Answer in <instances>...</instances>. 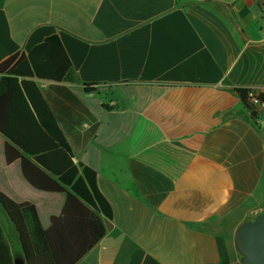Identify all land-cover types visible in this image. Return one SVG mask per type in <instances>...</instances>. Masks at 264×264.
<instances>
[{"label":"crops","instance_id":"obj_1","mask_svg":"<svg viewBox=\"0 0 264 264\" xmlns=\"http://www.w3.org/2000/svg\"><path fill=\"white\" fill-rule=\"evenodd\" d=\"M41 26L56 29L79 81L36 83L113 210L77 264H218L217 237L230 255L225 232L264 212V106L255 121L242 104L264 93V0H0V65L26 55ZM8 104L1 95L0 191L34 204L48 229L67 194L35 189L6 162ZM0 225L14 261L24 257L1 206Z\"/></svg>","mask_w":264,"mask_h":264},{"label":"trees","instance_id":"obj_2","mask_svg":"<svg viewBox=\"0 0 264 264\" xmlns=\"http://www.w3.org/2000/svg\"><path fill=\"white\" fill-rule=\"evenodd\" d=\"M25 49L26 55L17 62L18 56H14L0 65V96L9 97L5 120L6 162L20 161L23 176L32 187L48 193H65L67 199L61 215L52 218L48 229L42 227L32 203H17L0 191V206L16 227L27 264H77L105 236L103 217L112 220L113 210L98 187L96 171L74 162L75 137L36 83V80L79 81L56 29L38 27ZM95 87L85 83L84 91L96 92ZM257 101L264 105V93L258 95ZM242 104L256 121L258 107L250 102L248 93ZM96 129L93 122L89 131L81 135L80 147L94 138ZM217 245L218 264H230L223 237H217ZM0 264H14L1 225ZM143 264L160 263L147 256Z\"/></svg>","mask_w":264,"mask_h":264},{"label":"water","instance_id":"obj_3","mask_svg":"<svg viewBox=\"0 0 264 264\" xmlns=\"http://www.w3.org/2000/svg\"><path fill=\"white\" fill-rule=\"evenodd\" d=\"M235 247L241 255V264H264V212L238 225ZM14 264L27 263L24 257H18Z\"/></svg>","mask_w":264,"mask_h":264},{"label":"rangeland","instance_id":"obj_4","mask_svg":"<svg viewBox=\"0 0 264 264\" xmlns=\"http://www.w3.org/2000/svg\"><path fill=\"white\" fill-rule=\"evenodd\" d=\"M226 237L231 239V242L233 243L230 247V264H241V255L238 253L236 247H235V235L234 237L231 236L230 233L225 232Z\"/></svg>","mask_w":264,"mask_h":264},{"label":"built area","instance_id":"obj_5","mask_svg":"<svg viewBox=\"0 0 264 264\" xmlns=\"http://www.w3.org/2000/svg\"><path fill=\"white\" fill-rule=\"evenodd\" d=\"M261 92L258 91L257 89H250V91L248 92V98L250 100L251 103L256 104L257 106H264L258 103L257 101V97Z\"/></svg>","mask_w":264,"mask_h":264}]
</instances>
